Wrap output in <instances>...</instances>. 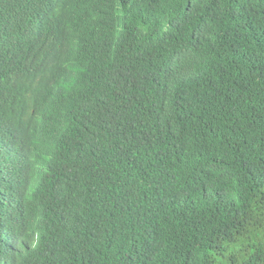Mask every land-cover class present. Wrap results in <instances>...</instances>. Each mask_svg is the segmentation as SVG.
Wrapping results in <instances>:
<instances>
[{
	"label": "trees",
	"instance_id": "1",
	"mask_svg": "<svg viewBox=\"0 0 264 264\" xmlns=\"http://www.w3.org/2000/svg\"><path fill=\"white\" fill-rule=\"evenodd\" d=\"M0 264H264V0H0Z\"/></svg>",
	"mask_w": 264,
	"mask_h": 264
}]
</instances>
